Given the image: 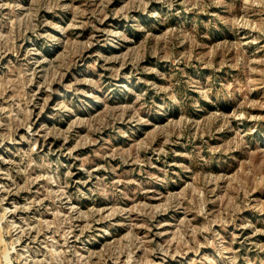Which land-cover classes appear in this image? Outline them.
Here are the masks:
<instances>
[{"label":"rangeland","instance_id":"rangeland-1","mask_svg":"<svg viewBox=\"0 0 264 264\" xmlns=\"http://www.w3.org/2000/svg\"><path fill=\"white\" fill-rule=\"evenodd\" d=\"M0 264H264V0H0Z\"/></svg>","mask_w":264,"mask_h":264}]
</instances>
